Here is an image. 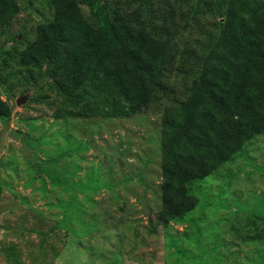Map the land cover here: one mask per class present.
Masks as SVG:
<instances>
[{
	"label": "rangeland",
	"instance_id": "374dc122",
	"mask_svg": "<svg viewBox=\"0 0 264 264\" xmlns=\"http://www.w3.org/2000/svg\"><path fill=\"white\" fill-rule=\"evenodd\" d=\"M16 1L21 13L0 30V98L13 110L0 120V264H264V136L189 185L198 205L184 222L160 217L162 115L188 93L193 59L219 39L229 0H195L192 13L188 0H155L159 12L183 10L174 91L114 119L58 118L46 81L10 61L2 68L53 18L47 0Z\"/></svg>",
	"mask_w": 264,
	"mask_h": 264
},
{
	"label": "trees",
	"instance_id": "16d2710c",
	"mask_svg": "<svg viewBox=\"0 0 264 264\" xmlns=\"http://www.w3.org/2000/svg\"><path fill=\"white\" fill-rule=\"evenodd\" d=\"M81 1L47 0L53 18L38 26L25 50L3 54L2 68L10 61L36 84L46 81L63 119L128 118L171 95L173 44L184 35L177 9L183 10L171 6L159 12L155 0H83L87 15ZM188 3V12L199 10L195 0ZM20 13L16 0H0V30ZM183 51L193 57L191 49ZM191 67L196 77L188 93L174 98L162 115L165 223L184 222L197 208L189 185L264 136V0H229L219 39ZM12 114L0 98V120Z\"/></svg>",
	"mask_w": 264,
	"mask_h": 264
}]
</instances>
